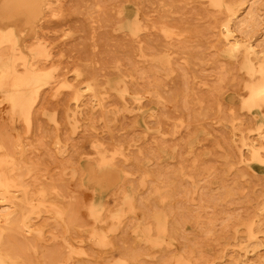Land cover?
Listing matches in <instances>:
<instances>
[{
  "label": "rangeland",
  "instance_id": "1",
  "mask_svg": "<svg viewBox=\"0 0 264 264\" xmlns=\"http://www.w3.org/2000/svg\"><path fill=\"white\" fill-rule=\"evenodd\" d=\"M39 8L0 37V264H264V0Z\"/></svg>",
  "mask_w": 264,
  "mask_h": 264
},
{
  "label": "bare ground",
  "instance_id": "2",
  "mask_svg": "<svg viewBox=\"0 0 264 264\" xmlns=\"http://www.w3.org/2000/svg\"><path fill=\"white\" fill-rule=\"evenodd\" d=\"M6 0H0V18L3 20V21H1L0 22V37L1 38H4V41L5 42H10V41H12L13 39H14V37L12 36V35H17V32L14 30V29H16V30H18L19 28H21V26H18L19 28H14L13 30L16 32V33H14V34H12L11 32L13 31H11L10 29H9V25H10V19H11V17H13L12 19H13V21H12V25L15 27V25H20V22L18 21V19L16 20V19H14L15 17L16 18H19V17H17V16H22L23 14H22V12L21 13H19V11H21L22 10V8H27L26 10H28L29 11V15L30 16H33L32 18H36V21H38L39 19H40V17L42 16L41 14V11H42V9H40L39 8V6H40V0H17L16 2H15V4H14V6L11 8L9 5H5L6 4V2H5ZM8 2V1H7ZM52 2H54V1H52ZM51 2V3H52ZM51 5V4H50ZM52 6V5H51ZM40 9V10H39ZM11 12V13H10ZM26 12V11H25ZM20 14V15H19ZM51 14H54V13H51ZM51 14H49L48 13V15L49 16H51ZM28 15V16H29ZM41 15V16H40ZM24 17V16H23ZM31 18V19H32ZM11 19V20H12ZM21 20L23 19V21H24V18H20ZM19 19V20H20ZM30 19V20H31ZM26 20H28V19H26ZM16 21H18L19 23L18 24H16L15 22ZM32 21V20H31ZM8 22H10L9 24H8ZM22 22V21H21ZM38 23V22H37ZM22 24V23H21ZM27 24V23H26ZM25 24V25H26ZM28 24H29V21H28ZM34 24V23H33ZM24 25V24H23ZM224 25V26H223ZM222 25V27L224 28L223 29V32H224V37L226 38V43H228L229 44V46H233V45H235V44H237V42L235 41V40H232V39H229V36L231 35V32L229 31V28H228V26H227V24H223ZM11 26V25H10ZM29 26V25H28ZM22 28H24V27H22ZM27 29V28H26ZM28 29H29V27H28ZM25 30V29H24ZM13 31V32H14ZM26 31V30H25ZM30 31V30H29ZM31 32V31H30ZM29 33V32H28ZM25 34V33H24ZM21 34H18V37H21L20 36ZM26 35V34H25ZM24 35V36H25ZM3 36V37H2ZM23 36V37H24ZM26 37V36H25ZM0 38V39H1ZM20 39V38H19ZM22 40H23V38H21ZM1 41H2V39H1ZM20 41V40H19ZM19 41H15V43H18ZM29 41V40H28ZM244 42V41H243ZM19 43H21V41L19 42ZM16 45V47H19L20 48V50L22 49V44H18V46H17V44H15ZM242 46V45H241ZM230 47V48H231ZM253 43H251V42H247L245 45H243L242 46V48L244 49V50H248V51H250L252 54H257L258 53V51H256V50H254L253 49ZM27 48V47H26ZM19 50V51H20ZM30 50V49H29ZM28 50V51H29ZM34 50V49H33ZM32 49L30 50V52L31 51H33ZM22 51V50H21ZM20 51V52H21ZM23 51H25V50H23ZM23 51H22V53H23ZM27 54L28 55V52H24L23 54ZM32 53V52H31ZM37 54L39 55V53H38V51H37ZM42 55V54H41ZM10 57V56H9ZM42 57V56H41ZM41 57H39V58H41ZM26 59V58H25ZM31 59V58H30ZM29 63V62H28ZM27 63V64H28ZM7 67H9V66H6V68ZM4 68V67H3ZM10 68V67H9ZM26 68V67H25ZM11 69V68H10ZM9 69V70H10ZM26 70H28V69H26ZM1 74V73H0ZM20 75V74H19ZM29 75V74H28ZM11 76V74H10V72H9V77ZM12 78V77H11ZM23 79V78H22ZM59 80V79H58ZM21 93V92H20ZM9 94H11V93H9ZM9 94H7V95H9ZM13 94V93H12ZM11 94V95H12ZM14 95V94H13ZM21 97H23V96H21ZM7 98H9V97H7ZM21 99V98H20ZM9 101V100H8ZM14 103H16L15 101H14ZM22 105V104H21ZM20 105V106H21ZM12 106V105H11ZM14 106V105H13ZM0 108H2V107H0ZM22 108V107H21ZM20 108V109H21ZM13 109H14V107H13ZM24 109V108H23ZM4 110V109H3ZM21 111V110H20ZM24 111V110H23ZM23 113V112H22ZM69 115V114H68ZM21 118V117H20ZM254 147V146H253ZM6 148V147H5ZM256 153H258V152H256ZM103 158V157H102ZM0 164H2V163H0ZM5 164V163H4ZM110 172H108V171H106V172H104L103 173V175H104V179L106 180V181H110L109 180V177H110ZM98 176V175H97ZM101 176V175H100ZM13 178V177H12ZM99 179V178H98ZM102 179V178H101ZM101 179H99V180H101ZM88 181H90V180H88ZM95 181H97V180H95ZM87 182V181H86ZM107 183V182H106ZM105 183V184H106ZM20 187V186H19ZM18 187V188H19ZM21 188H22V186H21ZM20 189V188H19ZM24 188H22V190H23ZM5 191V190H4ZM24 194V193H23ZM20 198V197H19ZM41 202V201H40ZM36 204V203H35ZM38 204V203H37ZM40 204V203H39ZM28 206H31V205H28ZM5 207V206H4ZM35 208V207H34ZM13 209V208H12ZM35 209H37V208H35ZM14 210H16V209H14ZM18 210V209H17ZM12 212V211H11ZM15 213V212H14ZM9 214V213H8ZM56 214H58V213H56ZM7 215V214H6ZM59 215V214H58ZM1 218V217H0ZM1 220V219H0ZM3 237H4V235H3ZM2 237V238H3ZM3 255V254H2ZM4 256V255H3ZM8 257V256H7ZM8 260V259H7Z\"/></svg>",
  "mask_w": 264,
  "mask_h": 264
}]
</instances>
